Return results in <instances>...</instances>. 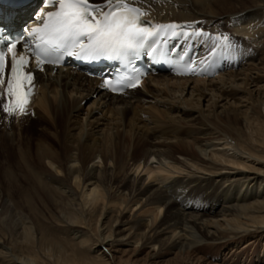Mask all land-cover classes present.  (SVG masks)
I'll return each mask as SVG.
<instances>
[{
  "label": "bare ground",
  "instance_id": "1",
  "mask_svg": "<svg viewBox=\"0 0 264 264\" xmlns=\"http://www.w3.org/2000/svg\"><path fill=\"white\" fill-rule=\"evenodd\" d=\"M138 2L150 17L220 32L230 44L237 35L252 49L237 68L218 77L160 73L121 95L104 91L99 79L71 67L37 70L27 114L8 117L0 110V125L7 129L0 133V147L7 148L0 162V264H264V128L253 127L264 108V83H259L264 80V0ZM26 11L20 10L18 18L24 19ZM90 95L95 97L82 119L75 113L83 110L82 101ZM94 107L97 113L92 114ZM35 108L40 112L36 122L42 125L37 139H14L9 128L29 125L24 121ZM189 124L203 125V134H219L213 138L221 139L225 148L235 146L246 159L208 154L207 162L190 155L185 146L192 130L183 127ZM126 135L134 141L133 154L123 143ZM152 137L163 139L166 148H146L145 140ZM71 150L77 153L70 155ZM176 154L207 171L206 177L163 186L136 183L140 170L161 184L176 169L182 173ZM151 157L172 160L174 172L164 161L159 174L148 163ZM99 158L101 165L89 170L88 163ZM127 167L135 171L133 181L119 182ZM223 169L238 173L224 174ZM114 186L122 189L118 196L112 194ZM143 197L146 208H140L141 214L151 216L147 233H139L143 223L135 218L117 238L113 226ZM112 213L115 217L102 224L101 218ZM164 232L171 234L156 250Z\"/></svg>",
  "mask_w": 264,
  "mask_h": 264
},
{
  "label": "snow or ice",
  "instance_id": "2",
  "mask_svg": "<svg viewBox=\"0 0 264 264\" xmlns=\"http://www.w3.org/2000/svg\"><path fill=\"white\" fill-rule=\"evenodd\" d=\"M42 2L44 8L54 10L41 9V23L28 32L33 45L24 43V51L18 53L17 47L23 40L18 38L9 42L5 49H0V110L8 116L27 114L34 77L25 69L33 59L38 68L46 63L59 64L65 55L87 60L120 59L130 63L129 57L139 55L140 50L157 37L189 35L180 24L149 25L144 19L147 12L135 6L134 0H103L101 4H93L90 0ZM192 34L207 35L202 30ZM216 39L219 43L211 53L213 56L217 48L231 46L227 35ZM187 71L195 72V68ZM139 83V76H136L135 82L118 80L116 85L105 79L102 86L117 91L136 87Z\"/></svg>",
  "mask_w": 264,
  "mask_h": 264
},
{
  "label": "rangeland",
  "instance_id": "3",
  "mask_svg": "<svg viewBox=\"0 0 264 264\" xmlns=\"http://www.w3.org/2000/svg\"><path fill=\"white\" fill-rule=\"evenodd\" d=\"M102 2V1H101ZM252 55H256V53H255V51H254V53H253V51H252V53H251ZM257 56V55H256ZM255 56V57H256ZM242 66V65H241ZM253 75H255V71H254V74ZM263 75V74H262ZM218 77V76H217ZM264 79V78H263ZM259 83H261V84H263L264 83V80H261V79H259ZM253 84H255V83H253ZM253 84H252V88L254 89V86H253ZM252 89V90H253ZM94 97L95 96H87V98L85 99V100H83L82 101V107H83V110H80V112L78 111V112H76L75 114H76V116L78 115H80V118H82L83 119V117L85 118V116L87 115V113H86V105L88 106V104H90V102L94 99ZM84 101L86 102V103H84ZM95 108V107H94ZM93 108V113L92 114H94V113H97V110H96V108L94 109ZM36 109V108H35ZM33 110V113L34 114H32L31 116H29V117H26V119L27 120H25L24 122H29V125H24L23 126V128L21 129V130H17L16 128V130L15 129H13V128H9L10 130H8V131H10V133H12V137L15 139L16 138V140H21V139H25V140H21V141H24V142H26V141H28L30 138H33V139H37V137L39 136V134L41 133V129H42V125H41V122H36L37 121V117H38V115L40 114V112H39V109H36L37 110V112H36V110ZM95 110V111H94ZM38 112H39V114H38ZM79 113V114H78ZM262 117H258V120H255L254 122H253V127H263L264 128V108L262 109ZM97 116H100L99 114H97V115H95L94 117H97ZM191 119V118H190ZM12 121V123H13V120H11ZM8 122V121H7ZM12 123H11V125H12ZM258 123H259V126H258ZM241 126H244L243 124H240ZM256 125V126H255ZM27 127V128H26ZM184 128H186V129H189V130H192V133H191V136L190 137H188L187 138V140H186V148L188 149V153L190 154V155H197L200 159H202V160H205V161H207V162H210L211 161V157L213 156V157H215L214 155H217L218 156V158H219V156H220V154L222 155V154H226L225 156H227V154L230 156H234V157H237V158H244V159H246V156H243L244 154L241 152V151H239L237 148H235V146H230V145H228V147H224V145L221 143L222 142V140L221 139H214L213 137H215L216 135H219V134H215V135H210V134H203V133H205L206 132V130H201L202 128H203V125H196L195 124V126H192L191 124H189V125H185V126H183ZM0 133H5L6 131H7V129H3L2 128V124L0 125ZM199 128H201V129H199ZM2 130V131H1ZM17 132L18 131V133H19V131H20V133L22 134V137H21V134L19 133H16L15 131ZM243 131H245L246 130V127L244 128L243 127V129H242ZM248 130V129H247ZM5 131V132H4ZM12 131V132H11ZM201 132H203V133H201ZM7 133V132H6ZM15 133V134H14ZM35 135H33V134ZM13 134H14V136H13ZM17 135H19V137L17 136ZM38 135V136H37ZM184 136H189V135H184ZM30 137V138H29ZM129 136H124V140H123V143H125V145L127 144V146L129 145V148H128V150L126 149V151H130V149H131V153L133 154L134 152H133V143H134V141H131V139H130V137L128 138ZM128 139V140H127ZM131 141V142H130ZM146 142H147V145H146V148H148V149H150V148H152L151 147V145H160L159 146V149H161L162 148V150H164L166 147H164V146H162V142H163V139H160V138H157V139H154L153 137H152V139H150V141H149V139L148 140H145ZM0 143H1V141H0ZM150 143V144H149ZM150 147H149V146ZM201 145H203V146H206L207 147V151L206 152H204V151H202L201 152ZM7 149V148H6ZM6 149L4 148V146H2V147H0V153L2 152V153H4L5 152V154H4V156H2L1 154H0V162H3V157L4 158H6V156H7V153H6ZM158 149V148H157ZM4 151V152H3ZM73 151H76V150H71L70 152H69V154L70 155H74L75 153H77V151L76 152H73ZM221 151V152H220ZM12 153V152H11ZM208 154H210L211 155V157L210 156H208ZM6 155V156H5ZM176 156V158L181 162L182 161V165L181 166H183L182 168H183V171H182V173H181V171L180 170H177L176 169V172H174V168H173V162H170V161H172V160H170L169 161V159L167 160L166 158H165V160H163L164 158V156L163 157H160V158H163V159H160L159 157H151L149 160H148V163H149V165H150V167L152 166V168H154V170H156V171H160V170H162L160 167H166V168H168V169H172L171 171L172 172H174L173 174H171L172 175V178L171 179H169V180H167V182H164V184L162 183H159L160 181H154V180H149L148 179V175H147V173H145V171L144 170H140L139 171V173L137 174V176H136V183L138 182H141V183H144V186H152V185H154V183L155 184H159L160 186H163V185H165V184H168V183H171V182H175V181H177V180H185V182H188L189 181V179H197V178H203V177H206V174H208L207 173V171H205V170H203V169H201V168H197L195 165H194V163H192L191 161H190V159H188V158H186L185 156H182V155H180V154H176L175 155ZM2 157V158H1ZM228 157V156H227ZM153 158V159H152ZM152 159V160H151ZM158 160V161H157ZM167 160V161H166ZM249 160V159H248ZM252 159H250V161H251ZM166 162V164H165V162ZM170 164H169V163ZM184 162V163H183ZM4 163V162H3ZM151 163V164H150ZM160 163H164L165 165L163 166V164H160ZM168 163V164H167ZM172 163V164H171ZM7 164H8V162H7ZM159 164V165H158ZM223 164H225V163H223ZM257 166H260V164L261 163H259L258 161L255 163ZM48 167H50V169L53 171V172H56L55 171V169H54V167H51L48 163L46 164ZM71 164L69 163L68 164V166H70ZM101 165V158H99V159H96L95 161H90L89 163H88V169L89 170H91V169H95V168H97V167H99ZM193 165H194V167H193ZM154 166V167H153ZM170 166H172V167H170ZM218 167H220V165H217ZM263 166V165H262ZM91 167V168H90ZM108 167H111V165L109 164L108 165ZM164 167V168H165ZM170 167V168H169ZM212 167V166H211ZM128 168V167H127ZM213 168V167H212ZM225 168V167H224ZM160 169V170H159ZM177 171L181 174H179V173H177ZM123 173V174H122ZM121 174H120V176H119V179L120 180H118L119 182H125V181H130V183L133 181V177L136 175L135 174V171L133 170H130L129 168L126 170V171H124V172H122ZM178 175H176V174ZM223 173L224 174H236V173H238V171L237 170H234L233 171V169H232V171L229 169H223ZM59 174H61V173H59ZM159 174H161L162 175V172L160 173L159 172ZM163 174H166V172L165 173H163ZM169 174V175H170ZM161 175H157V177L158 176H161ZM147 178V179H146ZM137 179H139V180H137ZM144 179H146V181H144ZM124 180V181H123ZM150 182H149V181ZM154 181V182H153ZM150 184H149V183ZM217 184V181H214V185H216ZM191 185H193V184H190L189 185V187H192ZM183 186H185V185H183ZM112 191V194L114 193H116L115 194V196H118L119 194H121L122 193V189H120V190H118V189H116V186H114L113 187V189L111 190ZM209 192H211V189L209 190ZM185 193V192H184ZM123 194H125V195H129V191L128 190H124L123 191ZM167 194V193H166ZM205 195V197L206 198H203V200L204 199H206V202H208V201H210V199L208 198V196L209 197H211V193H208V195L207 194H204ZM203 195V196H204ZM133 197V196H132ZM172 199H174V197L172 198ZM145 201H146V197H143L142 199H141V202H140V204H137V205H135L134 206V210L131 212V211H128L127 209L125 210V211H123V213L120 215V218H122L121 220H122V222L120 223V224H118L117 226H113V229L115 230V231H117L116 232V234H115V236H118L119 234L121 235V234H123L124 233V230L123 229H125V228H127V226H125L124 224H127V223H129V225L128 226H130L131 225V223L133 222L132 220H136L135 218H138L137 220L138 221H140L141 223H143L142 224V226L140 227V230H139V233H147V231H148V229H147V227H146V224H147V222L148 221H150L151 220V216H149V215H147L146 216V214H144V215H142L143 214V211L141 210V209H143V210H145V208L146 207H143L144 205H145ZM143 202V203H142ZM172 202V201H171ZM142 203V204H141ZM143 205V206H142ZM143 208H142V207ZM141 208V209H140ZM139 210H141V211H139ZM138 212H140V213H137ZM141 212H142V214H141ZM51 214V213H50ZM114 214V215H113ZM135 214V215H134ZM112 215V216H111ZM111 215H108V217L106 218L105 216H103L102 218H101V223L103 224V222L104 221H109V219L110 220H112L113 219V216L115 217V213H112ZM213 215H215V214H213ZM131 216V217H130ZM139 216V217H138ZM112 217V218H111ZM162 216H160V218H161ZM133 218V219H132ZM106 219V220H105ZM107 221L106 222H104V223H107ZM221 222H223V221H221ZM149 223V222H148ZM216 226V225H215ZM105 227L106 226H102L101 228H100V230L102 231V230H104L105 229ZM120 228V229H119ZM212 230H214V228H212ZM170 232H164V233H161L160 234V236H159V241H158V244L156 245V250H159L160 249V247L162 246V243H166L167 242V239H168V236H170ZM117 238H119V236L117 237ZM190 241H192V240H190ZM130 242H134V240L132 239ZM184 242H186V241H184ZM184 242H181V244L183 243V248H185V245H188V241L186 242V243H184ZM136 245L137 244H139V245H142V242H136L135 243ZM134 244V245H135ZM180 244V245H181ZM126 245H130L131 246V243L129 244V243H127ZM133 245V244H132ZM93 251H95V247L93 248Z\"/></svg>",
  "mask_w": 264,
  "mask_h": 264
}]
</instances>
